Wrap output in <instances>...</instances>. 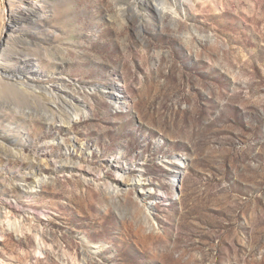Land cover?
Here are the masks:
<instances>
[{"label":"rangeland","instance_id":"obj_1","mask_svg":"<svg viewBox=\"0 0 264 264\" xmlns=\"http://www.w3.org/2000/svg\"><path fill=\"white\" fill-rule=\"evenodd\" d=\"M26 1L0 264H264V0Z\"/></svg>","mask_w":264,"mask_h":264},{"label":"bare ground","instance_id":"obj_2","mask_svg":"<svg viewBox=\"0 0 264 264\" xmlns=\"http://www.w3.org/2000/svg\"><path fill=\"white\" fill-rule=\"evenodd\" d=\"M18 1H19V4L16 7V9H12L10 11L9 10L3 11L2 19L0 21V55H7L8 54V55H10V58L12 61L14 60L13 58L19 59L20 57L18 54L10 51V48L8 46V44H9L8 42H9V40H13V37L16 36L15 34H17L20 30L22 31V29H23L21 26V22L19 21V19L16 16L17 15L16 13H18V14H22V13L32 14L35 10L34 7L32 6V4L29 3V1H26V0H18ZM8 18L13 19V20L8 21ZM19 61L21 62V67L6 68V67H3L2 65H0V106H2V105L4 106L6 103H11V104L14 103L16 105L15 106L16 109L18 108V109H20V112H24L23 110H21L26 104L24 97L29 93L31 94L32 92L33 93L36 92L38 90V88L40 87V85H42L45 80L42 77L41 73L38 72L37 70H35L36 67L35 68L30 67V65H29L30 60H28L27 58H25V59L20 58ZM60 85H61L60 82H56L55 84L52 83L50 85L51 87H49L50 88V94H53V95L57 94V91L59 90ZM120 93H122V92H120ZM114 96L117 99L121 98L120 94L114 95ZM75 115H76L75 118L77 120L80 119V117H81L80 114L76 113ZM84 116L86 118V116H88V115L85 113ZM134 164L135 163H132L131 166L136 168L135 172L140 173V175H142V173H143L142 168L140 166H137L138 164L137 165H134ZM170 164H172V163H169V165ZM176 164H178L180 166V167H178V169L183 168L182 166L184 165V163H182V162L177 163L176 162ZM172 166H173V164H172ZM122 168H123L122 171L125 174L130 171V169H128L127 167H122ZM176 173H177V176H180L181 171L180 170L176 171ZM143 180L135 179L133 181L134 182L133 185H135V187H140V189L143 190L142 188H143L144 183L141 182ZM8 203L9 202L7 201V204ZM17 209L26 211L23 207H19V206H17Z\"/></svg>","mask_w":264,"mask_h":264}]
</instances>
